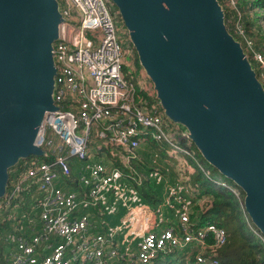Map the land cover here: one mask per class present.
I'll return each mask as SVG.
<instances>
[{
  "label": "built area",
  "instance_id": "2783aa9c",
  "mask_svg": "<svg viewBox=\"0 0 264 264\" xmlns=\"http://www.w3.org/2000/svg\"><path fill=\"white\" fill-rule=\"evenodd\" d=\"M58 2L63 16L53 42L58 108L43 120L36 138L45 157L27 158L29 166L13 174L0 199V217L10 222L0 236V264H157L172 252L197 264H221L228 232L200 219L212 197L188 181L198 166L239 196L238 186L212 176L195 157L186 161L189 176L174 180L159 168L136 169L151 138L167 142L169 154L194 156L183 145L191 140L163 110L136 98L108 2ZM237 28L249 44L244 29ZM146 180L161 185L155 205L140 191ZM23 194L27 208L20 210Z\"/></svg>",
  "mask_w": 264,
  "mask_h": 264
},
{
  "label": "water",
  "instance_id": "95a60500",
  "mask_svg": "<svg viewBox=\"0 0 264 264\" xmlns=\"http://www.w3.org/2000/svg\"><path fill=\"white\" fill-rule=\"evenodd\" d=\"M166 117L243 192L264 235V85L219 0H112ZM58 0H0V199L9 169L41 156L43 120L58 108L53 42Z\"/></svg>",
  "mask_w": 264,
  "mask_h": 264
},
{
  "label": "trees",
  "instance_id": "16d2710c",
  "mask_svg": "<svg viewBox=\"0 0 264 264\" xmlns=\"http://www.w3.org/2000/svg\"><path fill=\"white\" fill-rule=\"evenodd\" d=\"M219 1L221 3V0ZM237 2L239 4V9L237 8ZM223 9L228 30L241 42L244 50L246 49L245 51L249 60L255 69L257 76L264 85L262 74L257 68V65L260 64V62L257 61L255 56L257 51L259 55H264V0H235L232 7L225 5L223 6ZM236 21L240 23L244 29V33L246 37L250 39V43L252 40L253 47H246L245 42L247 40H245L244 36L238 32V28H235ZM254 36L257 38L256 41L252 39ZM259 38H261L260 41ZM135 63L137 69H140L141 65L138 61L137 54ZM127 69L126 64H124L123 71H125L124 73L126 77L135 85L136 98L141 97L146 107L153 106L158 111L162 110L159 100L155 96V92L154 95H151L144 87H141V84L135 81L131 74L129 75ZM172 123L175 124L174 122ZM183 145L193 152L194 156L182 152L189 162H193L194 157L195 159L197 157L203 159V156L193 142L190 141V144H186L184 140ZM167 146H169L167 142L151 138L149 144L144 149H141L140 152L142 156L134 163L136 169L159 168L170 180H174V177L171 176L172 174H168L169 167L164 165V159L174 160V155L167 153ZM38 157L44 158L45 156ZM26 159L22 158L14 166L10 167V180L12 179L13 174L18 173L19 171L22 172L29 166L25 162ZM191 179L193 183L199 187L200 194L208 193L212 197V205L201 215L200 219L204 221L210 220L218 225L224 226L228 232L227 242L219 253L221 264H264V241L258 236V234L262 233L252 223L243 206L242 191L240 196H236L234 192L228 188L214 183L198 166L195 167L194 172L191 174ZM229 181L234 184L230 179ZM140 191L149 204L155 205L160 201L161 185L156 184L151 180H146L140 188ZM22 198L23 200L21 201L20 210L27 208V195L23 194ZM196 206H198V204H196ZM192 215H194V213H192ZM0 216H3V214ZM9 225V221L0 217V236L4 228ZM1 262H3V259ZM157 264L197 263L193 257L185 259L182 255L172 252L159 259Z\"/></svg>",
  "mask_w": 264,
  "mask_h": 264
},
{
  "label": "rangeland",
  "instance_id": "374dc122",
  "mask_svg": "<svg viewBox=\"0 0 264 264\" xmlns=\"http://www.w3.org/2000/svg\"><path fill=\"white\" fill-rule=\"evenodd\" d=\"M106 1L110 5L112 13H114L115 24L118 27V30H117L118 39H119V41L121 43L122 48L125 49V54H124V62L125 63L124 64H126V66L128 68L127 71L129 73V75L131 74L132 78L135 79V81H137L139 84H141L151 95H154L155 90L153 88V84H152L151 80L148 78V76L146 75V73L144 72L142 67L140 69H137V66H136V63H135V61H136V52H135L133 44H132V42H131V40H130V38L128 36L127 29H126V27H125V25H124V23L122 21V18H121L120 14H119V11H118V8H117L116 4L112 0H106ZM234 2H235V0H231V1L230 0H221L220 4L223 5V6L227 5L229 7H232V4ZM238 5L239 4L237 2V8L239 9ZM231 21H230V24H231ZM235 24H236L235 28L237 29V25L240 24V23H238L236 21ZM252 39L254 41L257 40V38L255 36ZM260 39L261 38H259V41H260ZM245 45L248 48H250V46L253 47L252 46V40H251L250 44L245 42ZM255 56H256L257 61L260 62V64L257 65V68L260 70V73L262 74V77H263V80H264V55L262 54V55L258 56V51H257ZM164 116H165V118L167 120H169L166 117L165 114H164ZM175 125L177 127H179L182 131L186 132L185 127L183 125H181L180 123H175ZM145 147H146V145H145ZM144 148H142V149H144ZM166 151H167V153H171L172 148L170 146H167ZM173 157H174L175 161L174 160H169V159H167V160L164 159V163L165 164L164 163L163 164L165 166L169 167L168 168L169 169L168 174L169 175L172 174L171 176H173L174 178H177L178 176H180V178H181L182 175H186V177H188L189 176L188 173H187L188 165H187V162H186L188 160L186 159V157L180 152H174V156ZM197 159L204 167L210 169L212 176H220V177L223 176L216 169H214L213 166L211 164H209L204 158L202 159L201 157H197ZM188 182L190 183V182H193V181H192V179H189ZM237 192H239V196H240L241 190L237 189ZM235 195L238 196L237 194H235ZM258 236L260 237L259 234H258Z\"/></svg>",
  "mask_w": 264,
  "mask_h": 264
}]
</instances>
